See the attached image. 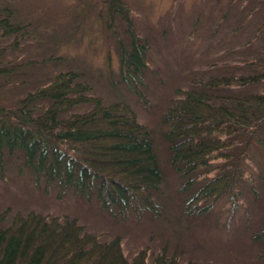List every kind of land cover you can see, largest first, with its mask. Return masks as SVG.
I'll return each instance as SVG.
<instances>
[{
    "label": "rangeland",
    "instance_id": "obj_1",
    "mask_svg": "<svg viewBox=\"0 0 264 264\" xmlns=\"http://www.w3.org/2000/svg\"><path fill=\"white\" fill-rule=\"evenodd\" d=\"M121 2L130 10L137 36L147 47V68L137 85L145 101L120 77L119 44L128 47L131 39L126 24L109 14L108 0H0V11L9 10L10 24L20 27L5 37L0 28V51L4 52L0 68L17 67L11 74H0V107L14 110L27 93L67 72L75 73V81L86 87L84 95L100 97L104 105L126 104L152 133L162 172L159 190L153 194L160 207L159 218L147 212L140 218L133 214L112 218L94 197L88 200L72 190L59 198L56 185H37L20 154L8 156L3 150L0 215L9 213L2 227H8L16 213L25 216L33 211L74 219L100 243L119 237L128 260L147 250L148 261L165 253L167 258L176 256L180 264H264L257 258L259 246L251 242L263 222L264 124L256 135L261 142L250 140L246 146L242 141L235 152L246 153L237 155L232 167L237 162L251 178L230 174L233 190L240 193L238 202L223 198L197 218L185 212V198L179 193L181 180L166 160L161 124L172 99L199 80L254 74L255 68L245 64L264 59V0ZM5 17L0 15V20ZM257 69L264 71V67ZM259 93H264V84L218 90V94L237 97ZM91 107L75 106L65 114Z\"/></svg>",
    "mask_w": 264,
    "mask_h": 264
},
{
    "label": "trees",
    "instance_id": "obj_2",
    "mask_svg": "<svg viewBox=\"0 0 264 264\" xmlns=\"http://www.w3.org/2000/svg\"><path fill=\"white\" fill-rule=\"evenodd\" d=\"M108 9L126 24L131 39L128 47L119 44L120 77L145 101L137 86L147 68L145 42L137 36L130 10L121 0H108ZM0 15H6L0 20L3 37L20 29L10 24L9 10H1ZM245 65L255 68L254 74L199 80L173 98L162 114L166 160L181 180L179 193L185 198V212L192 217H204L223 198L238 202L240 193L233 190L230 174L251 180L245 168L231 164L237 155L246 153L235 154L240 142L257 140V133L263 131L264 93L218 94L220 88L264 84V71L257 69L264 67V59ZM16 68L1 67L0 74H11ZM76 79L73 72L57 74L48 84L27 93L14 110L0 107V161L3 150L8 156L20 154L37 185H56L59 198L69 190L88 200L94 197L112 218L130 214L140 218L146 212L159 218L160 207L153 194L159 190L162 172L151 130L139 123L126 104L104 105L100 97L84 95L87 89ZM39 104L45 106L41 109ZM83 104L92 107L65 114ZM8 213L0 215V264H180L176 256L167 258L165 253L148 261L147 250L128 260L119 237L100 243L74 219L31 211L25 216L16 213L11 224L2 227ZM261 219L251 242L259 246L257 258L264 260V212Z\"/></svg>",
    "mask_w": 264,
    "mask_h": 264
}]
</instances>
